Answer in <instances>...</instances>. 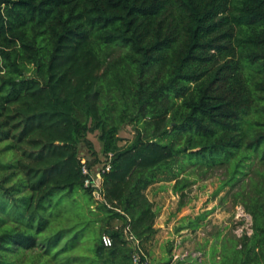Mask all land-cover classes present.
<instances>
[{
  "label": "trees",
  "instance_id": "trees-1",
  "mask_svg": "<svg viewBox=\"0 0 264 264\" xmlns=\"http://www.w3.org/2000/svg\"><path fill=\"white\" fill-rule=\"evenodd\" d=\"M187 163L227 166L252 218L211 264H264V0H0V264H150L146 191L184 197Z\"/></svg>",
  "mask_w": 264,
  "mask_h": 264
},
{
  "label": "rangeland",
  "instance_id": "rangeland-1",
  "mask_svg": "<svg viewBox=\"0 0 264 264\" xmlns=\"http://www.w3.org/2000/svg\"><path fill=\"white\" fill-rule=\"evenodd\" d=\"M136 134L135 125L133 123H126L122 126L120 137L122 140L119 145L124 147L131 142ZM89 139L93 142L94 148L99 153L102 161L105 162L106 155L103 153V145L99 139V132L96 134H90ZM81 157L86 160L89 157V152L84 145H81ZM186 171L181 176L183 179H188L190 185L184 190V197L181 198L182 193H178L174 190L175 181L172 182H161L150 187L146 194L150 201L155 204L156 209L159 210V216L156 220L155 228L158 222L165 225L168 229V233H161L156 235L159 241L162 239H173V234H177L181 225H189V220H196L197 218L204 216L205 219L201 221L204 225L200 227L198 231H194L193 236L194 244L189 247L191 250L199 251L203 249L204 238H211L217 235L221 229L226 228V234H234L239 237L236 233L238 229H247L251 223V216L246 213L241 205H235L232 197L234 190L231 186L220 190L222 184L228 179L227 166H216L213 168H206L202 166L193 167L187 163ZM102 165H99L93 169V174L99 172ZM101 199L102 198H98ZM83 204L80 202L79 206ZM181 204H184L181 207ZM242 211L249 215L243 217ZM186 219V220H185ZM113 227H120V221H114ZM246 229L243 233H246ZM92 230V229H91ZM165 240V241H168ZM82 242L89 244L87 234L83 237ZM92 242V240H91ZM96 242V240H95ZM152 246L153 244L150 243ZM93 246V244L91 245ZM158 245L153 247L157 254ZM165 248L169 249V244H165ZM152 249V250H153ZM166 250V251H167ZM182 250V249H181ZM185 250H182V252ZM149 261L151 262L150 258ZM152 264H161L155 263Z\"/></svg>",
  "mask_w": 264,
  "mask_h": 264
},
{
  "label": "crops",
  "instance_id": "crops-1",
  "mask_svg": "<svg viewBox=\"0 0 264 264\" xmlns=\"http://www.w3.org/2000/svg\"><path fill=\"white\" fill-rule=\"evenodd\" d=\"M182 227L179 229L177 234H173V239H165L168 241H165L162 239V241H159L158 237L157 239L151 244H153L151 248V254L149 256L152 264L154 261L155 263H164L168 262L170 259V255L166 251L167 249L165 248V244H169V249L171 246H173V255H178L179 259L176 261L175 264H211V261L214 257L212 254V249L214 246L218 247L220 246L221 239L225 237L226 228L221 229L220 232L217 233V235L212 236L211 238H204L201 239L203 241V249L199 251H193L189 249L190 246L194 244V239L193 236H195L194 232L192 229L187 228L188 225L184 223V225H181ZM203 227V226H201ZM156 229L158 230V235H160L162 232L163 233H168V229L172 230V228H166L165 225L162 223L158 222ZM200 229V228H199ZM198 231V230H197ZM220 234V235H219ZM220 238L218 239V237ZM158 245V252L155 254L156 250L153 249L154 246ZM153 249V250H152ZM185 250L182 252V250ZM198 255V256H197ZM171 262V261H170Z\"/></svg>",
  "mask_w": 264,
  "mask_h": 264
},
{
  "label": "built area",
  "instance_id": "built-area-1",
  "mask_svg": "<svg viewBox=\"0 0 264 264\" xmlns=\"http://www.w3.org/2000/svg\"><path fill=\"white\" fill-rule=\"evenodd\" d=\"M112 158H113V154H109L108 158H106V160H105V164L102 166V168L99 170V172L96 173L95 175L93 174V171L90 172L86 167L84 168V173L86 175H88V179L86 181V186L87 187L92 186L96 190V188L98 187L97 179H99V178L101 179V173H104V172L109 171L111 169ZM99 192H100V189H99ZM98 196H99V194H98ZM242 214H243V217H247V219L249 220V215L247 216L244 211H242ZM245 229L241 228V229L236 230V233L239 234V237L244 235V234H247V235H251L252 234V223L246 229V233H243ZM125 233L127 235L128 241L134 242L136 245H139V241L131 233L130 228L127 227L126 230H125ZM102 242H103L104 246H106V247H111L113 245V240L110 237V235H108V234H104L102 236ZM139 259H140L139 256L135 257V262L137 264L140 262ZM178 259H179L178 255H173L170 264H175Z\"/></svg>",
  "mask_w": 264,
  "mask_h": 264
},
{
  "label": "water",
  "instance_id": "water-1",
  "mask_svg": "<svg viewBox=\"0 0 264 264\" xmlns=\"http://www.w3.org/2000/svg\"><path fill=\"white\" fill-rule=\"evenodd\" d=\"M97 184H98V187L96 188V196H98L99 194V189L101 188V185H102V181L101 179H97Z\"/></svg>",
  "mask_w": 264,
  "mask_h": 264
}]
</instances>
